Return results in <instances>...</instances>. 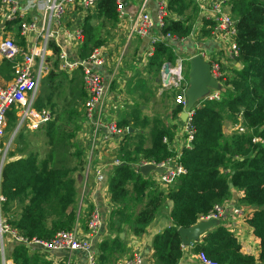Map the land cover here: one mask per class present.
Masks as SVG:
<instances>
[{
    "label": "trees",
    "instance_id": "16d2710c",
    "mask_svg": "<svg viewBox=\"0 0 264 264\" xmlns=\"http://www.w3.org/2000/svg\"><path fill=\"white\" fill-rule=\"evenodd\" d=\"M197 8L195 0H170V16L160 30L161 36L171 34L188 39ZM228 11L236 22L235 41L239 51L236 61L241 68L234 69L233 75L225 78L220 100L200 99L194 104L193 140L190 148H182L179 159L187 173L168 190L162 189L151 175L145 177L135 169L141 160L162 163L176 155L171 148L174 127L165 123L168 116H141L133 107L121 112L119 128L135 132H126L123 136L119 153L122 163L112 169L108 190L116 209L107 222L110 237L97 244L98 264L118 261L126 251L120 235L128 228L136 237L143 236L167 201L173 204V225L155 236L153 259L155 264H180L188 255L183 250L179 230L196 227L199 218L209 214L216 205H228L233 190L241 192L238 204L249 209L246 223L260 240L258 255L242 252L237 236L222 226L203 232L193 243V255L204 253L217 264H264V210H261L264 207V144L253 141L254 138L264 140V0H232ZM117 22V0H99L94 14L85 18L80 57L87 58L94 48L102 47L111 35L109 28ZM205 25L203 37L209 36L215 28L213 21ZM176 42L180 40L156 43L155 52L148 60L150 77L147 81L157 79L165 63L175 64ZM51 50L52 56L48 57L51 70L43 80L36 108L47 109V105L55 103L44 92L47 84L51 89L64 83L72 91L78 89L73 99L82 105L87 95L81 88V79L75 80L78 75L70 78L61 72L57 59L60 49L52 43ZM173 106L171 119L179 121L178 115L183 109ZM66 112L71 116L78 113L70 109ZM51 113L62 116L58 110L56 114ZM227 119L234 127L241 121L245 131L235 130L226 136ZM68 124H75L74 129L68 128V138L74 140L79 124L73 119ZM16 125L15 112H10L8 129L13 131ZM59 127L57 121H53L44 128L50 145ZM136 134L138 140L129 146ZM145 138H150L148 145ZM73 146L75 150H67L74 162L69 167L55 166L53 151L43 162H39L38 153L29 152L18 159H13L16 152L9 153L1 177L0 191L5 198L1 209L6 221L29 239L51 241L61 231H73L77 224L80 194L75 176L86 171L87 157L79 143L73 142ZM9 254L14 264H55L48 259L49 253L24 244L12 245Z\"/></svg>",
    "mask_w": 264,
    "mask_h": 264
},
{
    "label": "built area",
    "instance_id": "2783aa9c",
    "mask_svg": "<svg viewBox=\"0 0 264 264\" xmlns=\"http://www.w3.org/2000/svg\"><path fill=\"white\" fill-rule=\"evenodd\" d=\"M99 0H36L33 4H24L21 0H0V15L5 26L12 24L17 26L20 37L29 43V46L21 47L14 37L5 36L0 42V54L4 60L12 64L13 79L8 85H3L0 81V188L1 177L4 165L7 161L8 149L12 144V139L6 143V129L8 127V114L15 112L17 125L15 133L24 128L32 132L43 130L49 123L55 121V116L47 109L38 110L36 102L39 89L43 80L50 73L48 56L52 54L51 44L54 43L60 49L58 55V68L68 76L75 73L81 74L82 88L87 95L84 103V117L86 122L95 130L104 128L107 135L103 138L105 142L112 139L122 140L129 129L119 128L117 121H106L105 106L108 95L111 91L112 81L105 79L101 73L106 65V48L97 47L92 50L87 58L80 57V47L84 42L83 26L67 28L64 19L70 8L85 12H95ZM170 0H159L158 14L153 19L148 11V0H143L138 9L137 15L131 21L128 31V40L149 39L148 60L155 52V45L160 40L178 41L184 40L168 34L162 37L161 28L165 25L166 18L170 16ZM210 19L215 23V30L228 40L226 48L221 56H210L207 52H200L206 63L210 65V72L215 80L216 87H213L201 99L217 101L220 100V85L224 84L222 72V61L231 62L234 68H239L236 61L239 51L235 41L237 35L236 22L226 11L232 0H211ZM36 3V8H35ZM34 10V12H32ZM37 13V14H36ZM125 6L121 0H117L118 24H124L126 20ZM158 28L159 33H154ZM4 29V28H3ZM61 38L65 43L75 47L80 46L73 56L69 54L67 48L60 46ZM193 58V57H192ZM166 66L169 71L166 72ZM160 82L163 89L171 90L175 95L176 105L182 107L188 114L183 120V148H190L193 140L192 119L194 105L189 104L188 91L190 82L185 79L183 68L165 63L160 73ZM223 82V83H222ZM182 114V113H181ZM181 114L179 118L181 119ZM244 132L241 121L236 125V129ZM14 133V134H15ZM13 138V137H12ZM167 139L164 142L167 143ZM255 143L264 144V140L254 138ZM182 150V149H181ZM181 150L176 151L174 157H170L162 163L153 160H141L135 167L140 173V168L146 165H154L162 168L163 173L153 172V180L160 187L168 188L176 180L187 173L184 166L179 163ZM121 160L114 162V167L120 165ZM163 189V188H162ZM168 190V189H167ZM5 198L0 191V260L2 264H14L10 259H6L8 244H24L44 250L47 253L54 252H83L86 254L87 264H98V252L91 239H81L75 226L73 231H61L51 241H39L35 238H27L21 231L9 224L2 216L1 203ZM249 214V209L237 205H216L207 215L199 218L200 223L222 222L228 216L232 219L245 220ZM79 218L77 219L78 223ZM104 226V218L99 208H94L89 215L87 228L91 238L97 237ZM193 241L189 245L182 244L183 250L193 248ZM195 259L200 264H217L208 258L204 253L195 255ZM113 264H144L141 255L136 254L131 258L120 259Z\"/></svg>",
    "mask_w": 264,
    "mask_h": 264
},
{
    "label": "crops",
    "instance_id": "0c3cea01",
    "mask_svg": "<svg viewBox=\"0 0 264 264\" xmlns=\"http://www.w3.org/2000/svg\"><path fill=\"white\" fill-rule=\"evenodd\" d=\"M21 1H23L24 4H33L36 0ZM121 1L125 6L127 17L124 24H118L117 22L114 26H112V28H109L111 30V35L107 42L103 45L106 48L107 61L105 67L101 70L105 79L112 81V85L113 83H116V85L119 86L115 90L112 89L110 91L105 106L106 121L115 120L117 123L120 120V114L122 112L120 109L128 100V98L122 94V90L124 92V87L127 83L126 80L128 79V83L130 85L132 79H137L136 76H138V78L142 77L146 80L150 77L149 72H147L149 39L128 40L129 25L137 15L138 9L143 0ZM195 1L198 6V13L194 19L192 34L188 39L174 43V51L177 55L176 67L181 66L183 69L184 64L186 62H190V59L195 55H198L200 52H207L210 56H221L222 51L226 48L228 43V40H226L221 34H218L215 28L209 36H202V29L206 26L205 23L207 21H211L210 8L212 2L211 0ZM158 4L159 0H148V11L153 19L157 17ZM32 12H34V10ZM86 13L92 14L93 12ZM86 17L85 12H79L78 9L70 8L64 19L65 26L67 28L77 26L82 27ZM18 31L17 26H13L12 24L5 26L3 18L0 15V42L5 36H12L21 47L25 48L29 46V43L27 41L25 42V40L20 37ZM154 33H159V29L155 28ZM60 46L67 48L71 56H73V54L78 51V48L80 47H75L71 44L65 43L63 38H61ZM51 56L52 54L48 57L51 58ZM234 69L233 63H224L222 61V72L224 77H231ZM75 74L69 77L72 78ZM12 79V66L9 65L0 54V81L3 85H8L12 82ZM40 95H42V85L39 89L38 99ZM158 96L161 97V93H159ZM168 111L169 116L167 118L168 120H165V123L170 125V127H174L175 139L171 144V148L176 152L181 150L184 146L183 120L182 117L179 121L178 118L177 120L171 119L173 109H169ZM129 130H131L132 133L135 132L133 129ZM106 135L107 131L104 128L101 130H95L89 125L87 128H83L81 130L78 140L79 145H81L84 149L85 156L87 157L86 168L88 164L90 166V170L88 168L87 172L85 171L84 173H80L81 176H75L78 192L80 194L78 206L79 220L76 227L79 237L81 239H91L96 251L97 244L110 237L107 222L112 210L116 209V206L110 200L108 186L112 175V169L114 168V162L116 160H120L119 153L122 142V140L112 138L105 142L103 138ZM129 146H131V144H129ZM20 156L22 155L17 152L13 159H18ZM7 157V159H9L8 153ZM105 168L108 169L107 172L104 171ZM172 186L173 185L170 187ZM170 187L161 188L167 190ZM84 189H86L87 192H84ZM240 194L241 192L233 190V197L229 204L240 206L238 204V197ZM94 208H99L101 211L104 218V226L97 237L91 238L87 228V222L89 215ZM172 209V202L167 201L159 210L155 220L147 227L146 233L141 237H136L128 228H126V230L120 235L125 242L126 251L120 256L119 260L131 258L132 256L139 254L143 257L144 264H155L153 259V241L157 234L172 226ZM208 224L209 225H207L204 232L212 231L219 226L226 227L227 229L233 231V233L237 236L238 241L242 246V252L258 255V245L260 240L252 234L245 220L232 219L228 216L222 222L212 221L208 222ZM112 237L114 238L115 236L112 235ZM11 246V244H8V252H10ZM192 250V247L186 248L185 252H187L188 256L186 259H183L180 264H192L191 262L197 261ZM48 259L55 264H87L86 254L83 252H54L49 253ZM0 264H2L1 260Z\"/></svg>",
    "mask_w": 264,
    "mask_h": 264
},
{
    "label": "rangeland",
    "instance_id": "374dc122",
    "mask_svg": "<svg viewBox=\"0 0 264 264\" xmlns=\"http://www.w3.org/2000/svg\"><path fill=\"white\" fill-rule=\"evenodd\" d=\"M226 11H228V8L226 9ZM176 65L177 64L175 62L173 66H176ZM189 67L190 65H188V63L186 62L184 64V69H183V74H184L185 79H188V74H190V71L188 73ZM239 68H241V65L239 66ZM75 75L79 76V77H76L75 80H80L81 74L78 73ZM159 77L155 80L147 81L146 79H143L142 77L138 78V76H136L137 79H134V80L132 79L130 85L127 79L126 80L127 83L125 84L124 92L122 90V94H124L128 98V100L120 110L123 111L125 109L124 112H127L133 107L135 108L134 111L140 113L141 116H145L146 114L150 118H155L156 114H158L159 117L169 116L168 110L173 109L174 108L173 105H176L175 95L173 94V92H171V90L163 89V86L161 82L159 81ZM189 78H190V75H189ZM118 87L119 86L116 85V83L115 84L113 83V85L111 84V90L112 89L115 90ZM222 87H223V84L220 85L219 87L220 90L222 89ZM44 92L46 95L51 97L52 102H55L53 103L52 106L50 104L47 105L46 106L47 110L53 113H55V110L56 111L58 110L59 114H61L64 117L62 118V116H59V115L55 116V121H57V124L60 125V127L57 130V134L55 135L53 139V143L51 145L49 144V140L45 137V129L37 131V132H32L24 128L22 131H19L14 135L15 129L11 131L7 127L5 141L6 143H8L9 140L12 139V144L8 149V154L12 152H16V153L21 152L19 154L23 155L29 152H34V153L39 154V162H43L45 160H48L49 154L53 151L55 153V159H54L55 166H59V167L73 166L74 162H72V158L67 154V150L68 149L75 150V147L73 146V142L78 143L79 133L81 132L83 128H87V126H89V124L86 122L85 117H84V108H83L84 103H82V105L77 102L75 103V100L73 98L77 96L78 89L77 91L76 90L72 91L70 86L65 83L64 85L56 87L54 89H51L50 85L47 84L46 87L44 88ZM159 93H161V97L158 96ZM69 109L70 111L75 110L76 112H78L77 115L74 114L71 116L67 114L66 111ZM71 119L75 120L76 124L77 123L79 124L78 130H77L78 134H77V137H73L74 140L68 138V133H69L68 128H71V129L75 128V124H71V126H69L68 124V122ZM167 120L168 119H166V121ZM65 121L67 125L65 124ZM235 129H236V126L234 127L232 125V122L227 119L226 125H225L226 136H230L233 133V131H235ZM20 133L22 134L21 139H20ZM145 134H146L145 136H147L148 133H145ZM137 140L138 139H137V134H136L134 137V141H131L132 142L131 146H133ZM149 143H150V138H145V144L148 145ZM88 168L90 170V166L87 164L86 172ZM104 171L107 172L108 169L105 168ZM77 176H81V174L77 173ZM83 191L87 192L86 189H84ZM2 216L4 217L3 213H2ZM6 259H10L9 252L6 253Z\"/></svg>",
    "mask_w": 264,
    "mask_h": 264
},
{
    "label": "water",
    "instance_id": "95a60500",
    "mask_svg": "<svg viewBox=\"0 0 264 264\" xmlns=\"http://www.w3.org/2000/svg\"><path fill=\"white\" fill-rule=\"evenodd\" d=\"M166 72L169 71V66H166ZM190 89L188 91V100L190 105H194L209 91L208 89L216 87L215 80L210 72V65L201 56H194L190 59ZM209 89V90H210ZM188 114L182 112V120L187 118ZM131 132V130H129ZM16 134V133H15ZM14 134V135H15ZM140 173L147 177L153 172L158 174L163 173V169L154 165H146L140 168ZM232 188L233 186L230 185ZM264 210V207L261 208ZM173 225V224H172ZM208 222L200 223L194 228L180 229V236L183 244L189 245L192 241L195 242L199 239L200 235L206 230Z\"/></svg>",
    "mask_w": 264,
    "mask_h": 264
}]
</instances>
